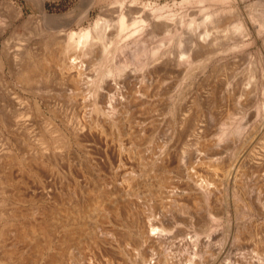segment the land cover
<instances>
[{"label": "bare ground", "instance_id": "1", "mask_svg": "<svg viewBox=\"0 0 264 264\" xmlns=\"http://www.w3.org/2000/svg\"><path fill=\"white\" fill-rule=\"evenodd\" d=\"M219 1L196 0V3L206 5L209 2L215 3ZM0 4L1 8L3 6L10 13L15 10L14 5L10 2L1 1ZM123 7L126 6L124 5ZM160 7L162 8V6ZM197 8L199 7L197 6ZM212 9L210 6L200 9L203 15L201 14L202 19L197 24L201 30L197 27L199 31L196 30L194 35H192L194 39L192 37L189 38L191 34L189 37L188 34L187 38H184L185 36L179 35L180 32L176 33L174 31L178 37L175 40L178 48L181 44H185L186 48L183 46L185 50H178L172 56L166 54L165 51L167 50H165V53L161 52L162 54L159 56L156 55L158 57L156 61H149L155 54L153 43L149 44L147 39H145V34L144 36L141 35L143 17L142 19L128 17L133 13L132 9H124L125 11L123 10L118 16L115 15L114 27L116 29L114 36H107L108 34H106L110 25L107 21L110 19L108 18L107 21L97 19L92 29H85L78 34L66 33L67 35L62 36L60 32L57 33V35L62 37L58 36L56 38L54 36L57 48L53 53H44L41 57L39 55L40 58L38 60L34 58L35 60L31 62L29 61L30 58L28 60L30 63H26L25 60L23 62L21 59L20 66H18V61L16 62V60H19L17 58V51L19 50L16 49V52L12 51L9 49L10 45L7 47L5 42H0V81L2 79L8 81L14 65L18 64L15 69H21V72L16 79L24 87L33 85L40 79L43 80V78L49 79V75L53 73L59 80L68 81L72 84V88L70 91L68 90L70 92L68 95L70 97L68 98H73L66 105L62 104L63 106L61 105V107L55 101L49 102V100L43 98L42 93L44 92L42 91L41 93L39 89H24L30 95V98L24 100L14 89L7 87L8 89L3 90L2 87L4 85L0 86L2 88H0V207L7 211L3 212V209L0 210V264H18L20 253L25 252L24 248L29 251L30 255L29 260H26V264H41L42 261H44V264H264V246H259L255 243L253 247L247 250L246 254L241 253L243 248L239 244V238L242 231L239 228L229 227L222 231V238L218 243L213 241V236L216 234L217 229L213 223H207V228L205 227L202 231L198 229L190 233L188 231V233L175 231L176 218L174 212L178 211L181 205L185 206L177 200L178 193L188 194L195 201L205 203L211 219L214 216L211 210L213 208L212 204L221 202L223 198L218 199L216 197V192H214V188L210 184L198 182L197 176L187 171L188 167L187 169L174 170L170 166L172 156L167 150H161L162 155L158 161L150 166L151 177L156 180L155 184L157 186V179L160 176H168L174 172L176 175L178 174V177L183 178V182L179 189L170 182L167 185L162 184V186H159L162 190L158 199L155 198L154 190H149L148 197L142 205L136 204L135 200L141 197L138 190L139 182L135 177L129 176L124 181L126 187L119 186L110 192L103 193H93L92 190H87V200L84 203L72 201L70 198L66 205L54 207L46 205L50 201L55 203L57 199L64 198L70 194L73 195L80 190L81 183L77 179L79 177L77 176L76 178L73 173L72 166L74 169L78 168V175L80 172L83 181H85V177L88 178L86 173L94 168L99 171L106 164L112 168V162L115 163L117 168L123 167L124 159L122 153L125 152L128 155L132 153L131 149L120 141L122 134H126V127L129 126V123L136 121L134 116L136 118L143 108L147 110V113H150L149 110L153 111L155 105L160 101L158 96L167 94V90L161 89L163 81L158 83V88L156 87L157 91H159L158 93L157 91L154 94L152 92L149 93L151 86L144 84L149 76L147 75L146 77L144 74L138 79L137 83L139 85L137 83V86L131 85L126 92L123 93L121 87L115 83L113 87L109 88L110 92L106 93L102 91L104 78L111 77L116 79L132 65L149 67L150 64L152 65L150 70L152 72H154L153 70H158L160 75V72H163L164 75L177 76L181 73H186L194 64V59H198L202 63L199 66L200 68L204 67L202 65H206L214 57L215 53L222 49V46L221 48L218 46L224 41L220 43L222 36H226L229 32H233V34L248 33L249 28L243 19L230 25L228 22H224L225 20L222 18L224 16H222L221 11ZM42 10L40 8V13ZM256 12L258 13V11ZM20 14L21 12L17 15L19 16ZM17 15L15 14L16 17H18ZM252 18L251 16L250 21ZM163 19L172 21L173 18L170 15L164 16ZM179 20L178 22L181 26L185 25L186 29L192 30L191 21L189 22L188 20L186 22L181 18ZM151 23L153 29L158 28L157 23ZM168 25L170 26V23ZM176 25L178 26V23ZM170 28L172 29L173 27ZM41 30L40 34L42 33ZM50 32L54 31L51 30ZM152 32L154 31L152 30ZM152 32L150 33L152 34ZM3 33L4 28H0V35ZM110 34L113 33L110 32ZM132 35L139 36L135 40H131V43L128 41L130 44H126V41L125 44H118L122 37L125 39ZM147 35L149 34L147 33ZM132 38L134 39L135 37ZM46 39L48 42L49 38ZM47 42L45 43L47 44ZM48 43L50 44V42ZM148 44L152 46L150 47ZM49 48L52 47L49 46ZM173 48L172 50L177 49ZM47 50L50 49L47 48ZM128 50H130L129 54L126 52ZM97 51H99V57L96 55ZM164 56H168V58ZM24 57L26 58V56ZM86 60H91L90 65L93 69L97 65L99 67L94 82L90 86L85 84V88H81L80 84L85 77L83 76L86 66L84 62H88ZM14 72L18 74L19 71L14 70ZM188 75L190 76V74ZM205 80H202L201 84L196 88L190 89L186 97H175L170 100L173 104L171 112L172 114L175 112L179 126L176 129L174 128V131L184 132L183 134L188 135V137L194 136L196 139L201 136L206 137V125L203 117L206 114L208 115L211 96L214 92L215 94L217 92L215 88L211 89L206 84L207 80L206 82ZM3 81L6 82L5 80ZM59 83L62 85V82L59 81ZM65 85L68 87L69 84ZM152 88L154 89L153 86ZM77 96H79L81 101H76ZM218 99V97H215L216 103ZM161 102L163 103V101ZM67 108L79 115L73 113L76 117L71 116L70 118L62 115L60 111ZM239 130L238 125L226 130L221 129L215 134L214 141L219 142ZM112 134L117 137L116 150H113L114 152L111 155L113 160L108 157L109 154L107 155L105 150L103 153L97 152L98 157L93 158L92 154L101 147L98 146V140L100 142L102 137L106 138L108 135L112 137ZM207 134L209 135V132ZM53 135L58 137V139H52ZM182 135L180 134L179 136ZM94 137L98 138L97 142ZM207 139L209 140V138ZM130 141L132 143V140ZM200 145L203 147L202 144ZM205 147L208 148L207 145ZM218 164L220 165L221 163ZM257 164H260L258 159L256 160L250 156L248 150L243 152L241 156L235 158L230 167L227 165L228 169L225 168L226 166L222 167L227 170L226 172L224 171L226 182L235 183L234 186H237V181H241L244 177L243 168L254 166L256 168L253 170H256ZM250 169L247 170L246 168V171H250ZM34 198L46 203L40 207L37 206L36 209L28 208L27 212L19 209V203L33 201ZM155 199L157 203L153 205L156 201ZM245 207L249 208L250 204L245 203ZM148 209H157L159 216L154 217V213L147 211ZM95 212H99L100 222L91 221L92 214ZM29 215H32V217L33 215L37 216L39 221L36 222L35 218H33L34 221L31 219L27 220L28 222L25 221L24 225L19 224V217ZM246 231L248 232L246 229L245 231L243 230V232ZM240 240L242 239L240 238ZM19 244H22L21 248H19ZM170 249L175 251L170 253ZM45 251L48 254L43 259ZM174 253L180 254L179 258L174 259Z\"/></svg>", "mask_w": 264, "mask_h": 264}, {"label": "rangeland", "instance_id": "2", "mask_svg": "<svg viewBox=\"0 0 264 264\" xmlns=\"http://www.w3.org/2000/svg\"><path fill=\"white\" fill-rule=\"evenodd\" d=\"M1 1L12 3L16 10V13L15 10L13 11L14 13H10L3 6L1 8L0 4V28H4V33L0 35V42H5V45H7V47L10 45L9 49H11L12 51L14 50L16 52V49L19 50L17 51V58L19 60H16V62L18 61L19 63V65L16 64L18 66L21 65L22 60L23 62L26 61V63H28L29 61L31 62L35 59L38 60V58H40L44 53H53L57 48L55 39L58 36H61L57 35V33L60 32L62 36L70 33L78 34L80 31H83L85 29H92L97 19L107 21V19L109 18L110 20H108L107 23L110 25L108 26V33L106 34H108L107 36H114L116 29L114 27L116 16L123 12L124 9H132L131 11L133 13H131V15L128 17L141 19L143 17L144 19H142V21L144 22L141 35L144 36L145 34V39H147L149 44L153 43V49H155V54L149 59V61L158 60V57L156 55L159 56L160 54H162L161 52H166V54L172 56L176 53V51L178 52V50H185L183 49L184 47L186 48L185 44H181L178 48V44L175 41L178 38L176 33L180 32L179 35L185 36L184 38H187L188 34L189 37L191 34L189 38L192 37L194 39V36L192 35H194L196 30H201L198 27L197 22L200 23L202 19L201 16L203 15V13L200 11L202 7L206 8L207 6H210L211 9L213 8L212 10L217 9L221 11L222 16H224L222 17L225 20L224 22H228L230 25L235 24V22L241 21L243 19V21H245L249 28L248 33L233 34V32H229L226 34V36H222L220 38V43L223 40L224 41L223 43H221V45H218L220 46V48L222 46V49L216 52L214 57H212L206 65H202L204 66L202 68L199 67L202 63H200L198 59H194V64L186 73H181L177 76H173L167 74L164 75L163 72H160V75L158 73V70H153L154 72L150 71L152 69L151 64L149 65V67H142V65H132L130 66V68H127L128 70L130 69L129 71L126 69L127 71L125 70V72H123L121 76L116 79H112L111 77L104 78L102 83V86L104 87L101 88L102 91L106 93L110 92L109 88L113 87L115 83L117 84V86L121 87L123 93L126 92L128 88L131 87V85H139L137 83L138 79H140L141 75L143 74L146 77L147 75L149 76L146 78V82L144 83L151 86L150 89L152 91L149 90V93L152 92V94H154L157 91L156 87L158 88L159 86L158 83H161V81H163L161 89H164V91L167 90V94L158 96V99L160 101L155 105V109L153 111L149 110L150 113H147V110H144L143 108V110L137 114L136 118L134 116V119L136 121L132 122L131 124L129 123V126L126 127V134H122L120 141L125 146L130 148L132 152L130 155L126 154L125 152L122 153L124 166L117 168L115 166V163L112 162V168L108 164L104 166V170L101 169L98 171L96 168H94L90 172L86 173L88 178L85 177V181H83L80 172L78 175V168L76 167V169H74V167L72 166L73 173L76 175V178L77 176L79 177L77 179L81 183L80 190L78 192L76 191V195L70 194L69 196H66L64 198L57 199L55 203H52V201H50L48 202V204L44 201L41 202L37 198H34L33 201L19 203L18 207L21 211L27 212L28 208L36 209L37 206L40 207L45 203L49 207L61 206L64 204L66 205L67 202H69L70 198L72 201L84 203L87 200V190H92L93 193H103L110 192L111 190H114L119 186L126 187L124 181L129 176L135 177V179L139 182L138 190L141 197H138L135 200L136 204L142 205L144 200L148 197L149 190H154L155 198L158 199L160 197V191L162 190L160 189L161 187L159 188V186H162V184L167 185L170 182L179 189L180 186H182L183 182V178L178 177V174L176 175L174 172H172L168 176H160L157 179V186L155 184L156 180L151 177V173L149 170L150 166L152 165V163L154 164L158 161L159 157L162 155L161 150H167L172 156V159L170 160V166L174 170H181L182 168L187 169L188 167L187 171L195 174L199 179L198 182H206L210 184L211 187L214 188V192H216V197L218 199L223 198L221 202L212 204L213 208L211 210L214 216L211 219L208 215L209 210L208 207L205 206V203H203L202 201H195V199L188 194L178 193L177 200L185 206L181 205V208L178 211L175 209L176 211L174 212V215L176 218V223L174 228L176 232L188 231L190 233L193 230L197 229L202 231L203 229H205V227L207 228V223H213L217 228L216 234H214L213 236V241L215 243H218L221 240L222 231H225L229 227H234L239 228L242 231L240 235V238L242 240H240L239 238V244L243 248L241 252L242 254H246L247 250L253 247L255 243L259 246H264V0H220L219 2L215 3L209 2L206 5L196 3V0H0V2ZM124 5L126 7H123ZM160 6H162V8ZM197 6L199 8H197ZM118 7L121 11L118 10ZM40 8L43 9L41 13ZM256 11H258V13ZM20 12L21 14L18 16L17 14ZM104 13L106 15L105 17ZM15 14L18 17H16ZM13 15L14 17H12ZM170 15L174 20L172 19V21H170L167 19H163L164 16ZM251 16L253 18L250 21ZM128 17L127 19H129ZM111 18L114 22L111 20ZM180 18L186 22H188V20L189 22L191 21L192 30L186 29L185 25L181 26L178 22L180 21ZM167 21L170 23V26L168 25L169 23ZM151 22L157 23L158 28L153 29V27L151 26ZM161 23H163V26L161 25ZM177 23L178 26L176 25ZM148 26L150 27V29ZM170 27L173 28L171 29ZM197 27L199 30L197 29ZM161 29L163 30V32ZM40 30L42 31L41 34L39 33ZM51 30L54 32H50ZM152 30L154 32H152ZM146 31H148L147 33L149 35H147ZM174 31L176 33H174ZM110 32L113 34H110ZM150 32H152L153 36ZM54 36L56 37L55 39ZM138 36L132 35L125 39L124 37H122L118 44H125V41L126 44H130ZM132 37L135 38L133 39ZM46 38H49L48 42H50V44L46 41ZM50 38H53L54 40ZM149 38L152 40H150ZM43 41L47 42V44ZM152 45L149 46L151 47ZM49 46L52 48H49ZM173 47L177 49H174ZM47 48L50 50H47ZM172 48L174 50H172ZM39 52L42 54H40ZM126 52L129 54L130 50ZM96 55H98L99 57V51H97ZM24 56H26V58ZM98 57L96 58L98 59ZM164 57L168 58V56ZM86 61L88 62H84L86 66L84 65L85 70L83 69V76L85 77L80 84L81 88H85V84L86 86H90V84L94 82L98 72L97 69L99 67V65H97V67H95L96 69H93V67L90 65L91 60ZM96 62L98 61L96 60ZM16 65H14L12 70L13 75H10L8 81L6 79H2L0 81V86L4 85L2 87L3 90H6L10 87V89H14L25 100L26 98H30V95L29 92L25 91L24 89H39L41 93L42 91L44 92L42 93L43 98L49 100V102L55 101L56 103L60 104V106L62 104L66 105L71 101V99H73L68 98L70 97L68 96L70 93L68 92V90L70 91V89L72 88V84L68 81H64L66 82L64 83L63 80H59L53 73V75H49L50 80L48 78H43V80L40 79L33 85H27L26 87H24L23 85L18 83L19 80L16 79L17 75L19 76L21 72V69H15ZM14 70L17 72L19 71L18 74H16ZM197 72L199 73L197 74ZM188 74H190V76ZM159 75L162 77H160ZM51 77L54 78L51 79ZM205 79L207 80L206 84L211 89L215 88L217 93L215 94L214 92V94L211 96L208 115L206 114V116L203 117L206 125V137L201 136L196 139L194 138V136L188 137V135L183 134L184 132L181 133L177 130H173L174 128L176 129L179 126L177 123L178 120L175 112L173 114L171 112V107L173 104L170 102V100L174 99L175 97H186L190 89L196 88L201 84L202 80ZM3 80H5L6 82H4ZM59 81L62 82V85L61 83H59ZM9 82L11 83L9 84ZM5 83L6 85L8 84V86H6ZM65 84H69L68 87ZM152 86L154 87V89L152 88ZM158 92L159 91H157V93ZM27 95L28 97H26ZM215 97L219 98L218 101L216 100L217 103L215 102ZM76 99L77 102H79V100L81 101L79 96H77ZM161 101H163V103ZM67 110L69 114L67 113ZM60 113L68 118H70L71 116L76 117L73 113L77 114L76 112H72L69 108L63 111L61 110ZM212 113L214 116L212 115ZM236 125H238L240 129L238 132L228 135V137L219 142L214 141L215 134L218 133L221 129L226 130L228 128H233ZM129 127L131 128V130ZM207 131L209 132V135L207 134ZM180 134L183 135L179 136ZM54 138L55 140L58 139V137L53 135L52 139ZM207 138H209V140ZM94 139L97 142L98 138L94 137ZM130 140H132V143ZM202 140L203 142L207 140L204 144L205 146L207 145L208 148L204 146ZM116 142L117 137L115 134H112V137L109 135L106 138L102 137L101 141L99 142L98 140L97 142L99 144L98 146L101 147L92 154L93 158L98 157L97 152L103 153L104 150L107 155L109 154L108 157L111 158L112 152L116 150ZM200 144H202L203 147ZM177 149L179 152L178 154ZM244 150H248V154L256 160L258 159V162L260 164L256 165V170H253L256 168L254 166H250L249 168L248 166H246L247 170H249L250 168L252 169H250V171H246V168H243L244 177L243 179H241V181H237V187L234 186L235 183L226 182L225 172L227 170L225 168L228 169L235 158L241 156L243 152H245ZM182 154L185 155L183 156ZM111 159L113 160V158ZM218 163L221 164L219 165ZM223 166L226 167L222 168ZM218 167L221 168L219 169ZM15 183H17V181H15ZM156 203L157 200L153 203V205ZM245 203H249L250 207H245ZM2 209L4 210V208L0 207V210ZM5 211L6 209L3 212ZM147 211L153 212L154 217L159 216L157 209H148ZM33 218H35L36 222L39 221L37 216L33 215L32 217V215H29L25 217H19L18 222L19 224L24 225L26 222H28L27 220L32 219V221H34ZM100 220L101 218L99 212H95L92 214V222H100ZM245 229L248 230V232H243V230L245 231ZM243 237L245 238L243 239ZM21 246L22 244H19V248H21ZM23 250H25V252L20 253L21 256L18 260V264H26V260H29V251L26 248H24ZM174 251V249H170V253ZM47 254L48 252L46 251L43 253V259L46 258ZM179 255H177V253H174V259L179 258ZM41 264H44V261H42Z\"/></svg>", "mask_w": 264, "mask_h": 264}]
</instances>
